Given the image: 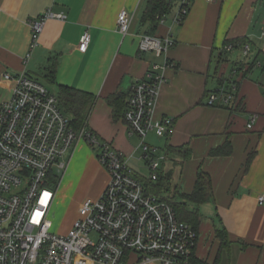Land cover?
I'll use <instances>...</instances> for the list:
<instances>
[{
	"label": "crops",
	"instance_id": "1",
	"mask_svg": "<svg viewBox=\"0 0 264 264\" xmlns=\"http://www.w3.org/2000/svg\"><path fill=\"white\" fill-rule=\"evenodd\" d=\"M174 1L157 31L160 37L170 35L174 43L157 57L139 47L147 29L142 24L147 0H0V106L15 87L4 72L25 71L48 84L45 76L52 67L55 83L93 95L88 129L136 167L140 157L144 159L142 139L132 133L122 113L134 83L146 78L157 64L156 72L163 80L153 117H171L174 125L161 138H165L162 152L156 144H149L178 167L188 191L181 192L193 190L200 168L211 176L213 199L203 203L211 206V213L201 211L203 204L188 203L202 216L196 228L197 260L202 264H264V204L258 201L264 193V0H192L181 23L174 22L179 0ZM49 9L65 18L48 19L31 47L30 22ZM124 9L132 15L125 35L118 26ZM86 31L91 42L82 52L79 44ZM234 40L244 44L225 50ZM245 45L249 46L246 56ZM230 92L233 99L226 101ZM116 93L122 96L112 105L108 98ZM211 94H216L213 103ZM252 117L255 121L248 128ZM148 136L158 138L153 131ZM226 141L232 144L230 155L209 154ZM184 144L191 147L186 160L173 149ZM89 166L103 173V192L110 175L99 161L98 147L80 140L58 194L65 193L67 184ZM217 231L223 232L225 240Z\"/></svg>",
	"mask_w": 264,
	"mask_h": 264
},
{
	"label": "built area",
	"instance_id": "2",
	"mask_svg": "<svg viewBox=\"0 0 264 264\" xmlns=\"http://www.w3.org/2000/svg\"><path fill=\"white\" fill-rule=\"evenodd\" d=\"M179 4L187 6L179 7L175 23L183 21L191 0H180ZM51 18L63 19L65 15L49 9L30 22L31 47ZM131 21L132 15L122 10L118 26L124 35ZM90 42L91 34L86 31L79 50L86 52ZM173 43L170 35L144 33L139 47L161 57ZM235 47L228 43L224 49ZM243 49L246 56L249 46ZM157 69L156 64L146 78L134 83L124 114L132 133L142 139L143 157L152 171L149 177H143L121 151L95 133L76 129L56 91L44 80L25 71L4 72L5 79L15 81V87L0 106V264H196L199 232L179 217L170 201L150 193L145 186L146 180L158 179L161 161L166 160L147 142V136L153 131L162 138L174 125L171 117H153L163 80ZM209 99L213 103L216 94ZM232 99L230 92L226 101ZM254 121L252 117L248 128ZM80 140L98 147L109 181L97 199L88 198L81 204L79 217L69 231L56 234L51 231L50 218L59 188L54 186V179H58L55 169L65 172ZM258 201L264 204V193Z\"/></svg>",
	"mask_w": 264,
	"mask_h": 264
},
{
	"label": "trees",
	"instance_id": "3",
	"mask_svg": "<svg viewBox=\"0 0 264 264\" xmlns=\"http://www.w3.org/2000/svg\"><path fill=\"white\" fill-rule=\"evenodd\" d=\"M189 1V0H188ZM174 0H147L145 11L142 15V24L147 27L145 33L150 35H157V31L162 24L161 20L164 16L170 13L174 7ZM180 2V0H179ZM192 2V0H191ZM187 4V3H186ZM183 4L184 6H187ZM189 4V3H188ZM179 4V7L183 6ZM189 6V5H188ZM190 8V7H189ZM239 40H234L232 43L236 46H241L244 43H238ZM256 64V59L249 64V70ZM49 71L45 76L48 81V85L54 86L53 81V68L49 67ZM54 82V83H53ZM47 83V82H46ZM56 91L61 107L72 116V123L76 129L85 128L88 132L94 133L88 129V118L94 106V97L88 92L80 90L78 88L55 83ZM122 93H116L108 98V101L114 105L117 97L121 98ZM128 100L125 101L123 115L127 108ZM171 150V148H169ZM173 149L177 150L183 157V160L188 159L191 156V147L189 144H184ZM232 153V144L230 141H226L224 144L214 147L210 150L211 156H228ZM158 179L155 181L146 180L145 186L147 191L155 195L161 196L163 199L170 201L179 217L190 223L195 229L201 222V213L196 208H190L189 202L196 205L209 202L213 199V190L211 176L203 169L197 171L195 184L193 190L190 193L180 192V199L177 200L174 197H170L168 194L169 186L168 179L171 178L172 171H165L164 169L159 173ZM54 186H59L60 178H55ZM165 190V192H164ZM197 230V229H196ZM218 235L225 240V236L222 231H217ZM225 243V242H224ZM196 264L199 263L197 259L194 260ZM206 264V263H203Z\"/></svg>",
	"mask_w": 264,
	"mask_h": 264
},
{
	"label": "rangeland",
	"instance_id": "4",
	"mask_svg": "<svg viewBox=\"0 0 264 264\" xmlns=\"http://www.w3.org/2000/svg\"><path fill=\"white\" fill-rule=\"evenodd\" d=\"M148 53L154 56L153 52ZM55 86L50 85L51 88H54ZM163 139L156 137L155 139H152L151 136H148L147 142L154 145L156 144L155 146H158L160 149L159 151L162 152L164 148V145H162ZM151 140H154V143H152ZM92 150L96 153L97 148ZM140 159L141 162L135 168L143 177H149L152 173L150 166L147 165L146 160L143 159L142 156ZM166 160L161 161V165L157 172L160 173L163 169L165 171L172 169L171 178L167 181L169 186L168 194L170 197H174L175 199L177 198L178 200L180 199L181 190L188 192L186 184L184 181L183 183L181 182L177 172L178 167L175 168L174 166H171V162ZM55 172L57 177L61 179L64 170L55 169ZM102 185L103 173L95 169V167L91 169L90 166L86 169L84 174L76 176L70 184L68 183L65 193H62L61 191V194H58L51 209L50 218L53 224L51 231L56 234H66L79 217V208L81 204L88 198H97L98 195L102 193ZM207 205L208 204H203L200 206L203 213H211L212 208L210 205ZM214 220L218 223V219L216 217H214Z\"/></svg>",
	"mask_w": 264,
	"mask_h": 264
}]
</instances>
